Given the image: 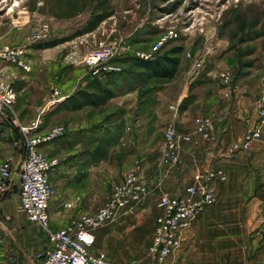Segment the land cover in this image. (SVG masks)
Wrapping results in <instances>:
<instances>
[{"label": "crops", "instance_id": "crops-1", "mask_svg": "<svg viewBox=\"0 0 264 264\" xmlns=\"http://www.w3.org/2000/svg\"><path fill=\"white\" fill-rule=\"evenodd\" d=\"M2 18L0 45H19L15 40L7 41L4 34L13 33V26H6ZM123 43L129 52L144 50L141 42ZM84 51L85 48L78 50L80 55ZM189 62L181 59L171 79L150 81L118 93L102 107L118 106L108 109L105 118H113L108 122L102 123L104 119L99 117L81 116L76 121L68 118L65 122L52 121L42 127L39 135L44 137L61 129L39 145L41 151L60 161L49 174L54 189L48 203L51 230L68 227L84 215H95L107 203L115 185L137 167L140 183L148 192L127 214L96 228V240L90 250L94 254H106L115 264H157L149 247L157 216L162 212L160 197L164 193L184 195L196 172L211 167L223 170L226 175L224 181H213L218 200L183 233L181 247L170 255L168 264H264V125L259 138L252 140L247 148L233 151V144L240 142L246 132L258 124L257 104L264 91V77L250 75L239 79L232 87L221 85L220 88L205 75L206 82L194 93ZM22 71L25 70L0 60V79H7L17 93L28 87V79ZM86 81L87 78L77 76L71 87L59 89L60 94L66 98ZM121 84L120 81L109 83L115 89H120ZM190 95H194L193 102L186 110H181L183 100ZM139 99L142 105L152 101L156 107L151 113L149 110L141 112L132 121ZM82 111L60 114L69 116ZM121 111L126 117L124 129L142 132L153 115L163 127L172 125L178 134L190 135V141L181 143L180 164L174 167L163 164L158 152L162 140L157 141V151L149 154V140L140 139L136 146L140 153H124L128 158L122 166L123 179L116 181L118 161L124 162L115 146L118 144L116 130L121 127L116 114ZM0 114L7 115L6 112ZM201 114L223 118L214 132L216 142L204 139L195 131V119ZM102 134L109 138L108 145H113L107 153L102 152L100 145ZM120 142L124 147L127 145L123 138ZM21 145L10 157L14 168L10 190L7 195H0V264H43L39 255L53 245L48 231L28 221L20 205L19 169L24 152ZM3 156L1 151L0 163Z\"/></svg>", "mask_w": 264, "mask_h": 264}, {"label": "rangeland", "instance_id": "rangeland-1", "mask_svg": "<svg viewBox=\"0 0 264 264\" xmlns=\"http://www.w3.org/2000/svg\"><path fill=\"white\" fill-rule=\"evenodd\" d=\"M109 8L113 11L112 16L94 32L76 36L91 18ZM1 17L6 26H13V33H5L4 36L8 38L7 41L15 40L24 47L31 69L22 71L28 79L27 89L17 93L11 112L0 114L2 159L13 156L11 154L21 148V143L24 149L26 138L38 136L42 127L49 122L61 123L68 118L76 121L81 116L99 117L104 119L102 123L113 119L105 116H108V109L118 107L114 104L109 105L107 110L91 108L69 116L51 113L57 104L51 102L55 98V89L71 87L77 76L88 81L87 69L65 57L68 51H80L90 43L103 40H123L132 44L141 42L140 45L146 50L164 32L174 28L178 37L169 40L162 52L182 47L180 57L190 61V71L194 57H203L205 61L203 67L191 71V89L194 93L206 82L203 79L205 75H209L210 80L220 88L223 84L219 76L223 72L231 73L234 84L250 75L264 77V0H0ZM42 23L49 24V32L45 38L37 39L34 33ZM57 40L64 41L54 47L39 48L41 43ZM187 53H191L192 57H188ZM124 55L117 54L116 58ZM142 85L139 81L135 84L136 87ZM131 86L122 84L116 90L121 93ZM120 103L117 104L124 105ZM154 107L155 102L142 105L139 99L132 121L143 111L149 110L151 113ZM124 114L122 111L116 114L121 125L116 130L117 154L122 153L123 161L128 158L124 154L126 152L139 154L140 148L136 146L140 139H148V152L155 153L157 141L164 138L166 125L163 127L152 115L142 132L132 128L127 130L122 127L126 119ZM35 124L38 127L28 132L22 129ZM122 138L127 141L125 147L119 143ZM100 140L102 152L107 153L108 148L112 149L113 145H108V137L102 134ZM133 141L137 142L132 145ZM158 147L160 154L161 145ZM126 161H118V182L123 179L122 166Z\"/></svg>", "mask_w": 264, "mask_h": 264}, {"label": "built area", "instance_id": "built-area-1", "mask_svg": "<svg viewBox=\"0 0 264 264\" xmlns=\"http://www.w3.org/2000/svg\"><path fill=\"white\" fill-rule=\"evenodd\" d=\"M49 28L47 23L40 24L34 37L45 38ZM176 37H178V32L174 28L168 29L152 45L151 49L137 51L136 54L143 59H151L169 40ZM123 42V40L119 42L103 40L99 43H90L85 47L83 54L80 55L77 49L71 50L67 52L65 58L72 63L81 64L89 74L104 78L112 72L122 71L121 65L113 63L112 59L117 54L121 55L128 51ZM187 55L192 57L191 53ZM194 58L191 70L193 72L205 64L203 57ZM0 60L11 62L25 71L31 70L25 49L21 45L4 44L0 46ZM219 78L221 84L228 87L233 86L234 79L231 73L223 72ZM54 97L52 103L65 99L58 89L54 90ZM16 100L17 92L12 84L5 78L0 79V113H4V109H7L8 113L11 112ZM257 107L260 118L256 128L248 130L240 142L234 143L233 151L247 148L252 140L260 137L264 125V91L258 99ZM221 121L223 118L215 119L204 114L198 115L195 119V131L204 139L216 142L214 132ZM37 127L38 125L35 124L22 129L28 132ZM60 130L57 129L48 137L41 135L27 137L19 169L21 208L28 221L37 223L48 231L53 245L39 257L42 258L43 264H115L106 254L91 252V246L96 240L94 230L108 221H115L127 214L130 209L142 201L148 188L140 183L138 168L135 167L115 185L109 200L95 215H84L74 220L68 227L57 231L51 230L48 203L54 189L49 174L60 164V161L41 151L39 145L47 138L54 137ZM190 140V135L178 134L172 125H168L160 147L163 164L169 167L179 165L182 158L181 143ZM13 172V161L8 157L0 163L1 196L8 194ZM225 179L226 175L223 170L209 167L196 172L192 184L187 187L184 195L162 194L159 201L162 212L157 216L153 241L149 247L157 264H168L170 255L181 247L183 233L192 226L195 219L208 206L217 202L213 181H224Z\"/></svg>", "mask_w": 264, "mask_h": 264}, {"label": "trees", "instance_id": "trees-1", "mask_svg": "<svg viewBox=\"0 0 264 264\" xmlns=\"http://www.w3.org/2000/svg\"><path fill=\"white\" fill-rule=\"evenodd\" d=\"M112 14L113 11L109 8L95 15L76 36L95 31L100 24L112 16ZM63 41L64 40H57L46 44L41 43L39 48L54 47ZM155 42H153L152 45ZM165 45L151 59H143L135 52L124 53L125 55L119 56L120 58L114 57L112 62L121 65L122 71L112 72L104 78L89 74V79L86 84L66 97L63 101L58 102L51 113L56 115L62 111L77 112L86 108L101 109L118 94L117 90L109 85L111 82L120 81L122 84H130V86L132 84L133 87H136L135 84L137 81L144 85L154 80L158 81L173 78L181 63L180 54L182 47L162 52ZM151 47L146 50L151 49ZM132 86L131 88H133ZM193 100L194 95L186 97L180 106L181 110H186Z\"/></svg>", "mask_w": 264, "mask_h": 264}, {"label": "water", "instance_id": "water-1", "mask_svg": "<svg viewBox=\"0 0 264 264\" xmlns=\"http://www.w3.org/2000/svg\"><path fill=\"white\" fill-rule=\"evenodd\" d=\"M4 112L8 113V110L7 109H4Z\"/></svg>", "mask_w": 264, "mask_h": 264}]
</instances>
